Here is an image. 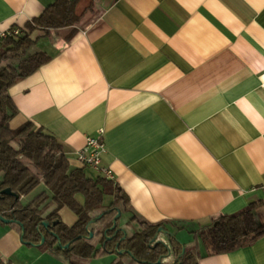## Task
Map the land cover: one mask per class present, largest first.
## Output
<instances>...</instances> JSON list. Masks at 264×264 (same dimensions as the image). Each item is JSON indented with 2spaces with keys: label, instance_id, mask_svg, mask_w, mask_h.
Masks as SVG:
<instances>
[{
  "label": "crops",
  "instance_id": "obj_1",
  "mask_svg": "<svg viewBox=\"0 0 264 264\" xmlns=\"http://www.w3.org/2000/svg\"><path fill=\"white\" fill-rule=\"evenodd\" d=\"M55 1L0 0V31ZM81 1L77 24L33 33L50 58L9 87L18 111L9 127L30 121L51 133L71 167H83L76 152L102 131L108 179L192 254L181 264H264V236L213 255L194 236L264 199V0H86L78 11ZM58 215L66 226L77 219L67 207ZM127 218L119 226L129 235ZM107 254L114 264L156 263L114 251L85 264ZM0 264L67 262L0 221Z\"/></svg>",
  "mask_w": 264,
  "mask_h": 264
},
{
  "label": "trees",
  "instance_id": "obj_2",
  "mask_svg": "<svg viewBox=\"0 0 264 264\" xmlns=\"http://www.w3.org/2000/svg\"><path fill=\"white\" fill-rule=\"evenodd\" d=\"M77 2L56 0L23 27H17L18 33L0 40V191L8 188L17 196L0 193V214L14 220L9 224L17 226L19 231L21 227L16 222L21 224L25 243H38L43 235L42 246L59 254L67 264H85L91 257L114 252L117 243L118 250L129 251L134 262H155L173 254L178 257L182 250L179 258H191L192 254L173 236L163 239L170 255H166L167 250L161 243L154 245L159 232L151 242L153 236L159 227L165 229V225L148 222L131 210L128 197L111 179L100 174L87 175L84 165L71 167L61 144L51 133L30 121L14 129L9 127V121L18 112L8 93L9 87L50 58L37 45L33 33L47 34L50 30L77 24L80 18L75 12ZM37 188L38 192L29 201L19 200ZM50 205L53 207L46 212ZM62 207H67L77 217L73 225L66 226L59 220L58 210ZM118 210L120 217L116 227L110 229ZM100 214L96 222L89 224L93 235L88 237L87 223ZM123 214L128 215L125 226L130 222L138 226L129 235L119 226ZM260 214L264 215V199L251 202L235 213L211 218L194 235L205 248L203 254L229 252L264 236ZM41 221H47L48 227L39 225ZM119 227L126 232L123 240L121 232L114 235ZM50 232L59 237L61 245L68 244V247L61 248Z\"/></svg>",
  "mask_w": 264,
  "mask_h": 264
},
{
  "label": "water",
  "instance_id": "obj_3",
  "mask_svg": "<svg viewBox=\"0 0 264 264\" xmlns=\"http://www.w3.org/2000/svg\"><path fill=\"white\" fill-rule=\"evenodd\" d=\"M0 193H1V194H6V195H12V196H15V197L17 198L16 194H14L13 192H11L8 188L2 189V190L0 191ZM100 216H101V214H100V215H97V216H95V217H93V218L90 219L89 222L87 223L85 229H86V231H87V233H88V237H91V236L93 235L92 230L88 229L89 224L96 222V221L100 218ZM119 217H120V211L118 210L117 213H116V215L114 216V218H113V220H112V226H111L110 229H114V228L116 227V221H117V219H118ZM0 221L3 222V223H6V224H8V223H10V222H15V221L12 220V219H8V218L3 217L1 214H0ZM16 223H17L18 225H20V227H21L20 237H21V239H23L24 229L22 228V226H21L20 223H18V222H16ZM39 225H43L45 228H47L48 225H49V223H48L47 221H41V222L39 223ZM39 225L37 226V229H38ZM118 231L122 233V236H121L120 239L123 240V239L125 238V236H126V232H125V230H124L123 228H117V229H115L114 235H115ZM158 232L161 233V234H163V235H168V236L170 235V236H171V234H170L169 232H167L164 228L159 227L158 230H157V233H155V235L153 236L151 242L154 241V240H156V237H157ZM50 235H52V237L55 238L57 244L60 245L61 248H67V247H68V244L61 245V241H60L59 237H58L54 232H50ZM114 235H113V236H114ZM77 238H80V236H78ZM107 238L110 239L111 237L109 236V237H107ZM44 241H45V237L42 235L41 238H40V241H39L37 244H34V243H29V244L34 245V246H36V245H42V244L44 243ZM159 243H161L162 245L165 246V248H166V250H167L166 255H169V254H170V249L167 247V245H166L162 240L157 239V240L155 241L154 245H157V244H159ZM115 251H116L118 254L127 253L128 255H132L129 251H126V250H118V243H117L116 246H115ZM182 254H183V250H182L181 253L178 255V257L176 258L175 262L178 261L179 257H180ZM160 262H161V261H160V258H159V259L156 261L155 264H160ZM172 264H174V262H173ZM178 264H181V262L178 261Z\"/></svg>",
  "mask_w": 264,
  "mask_h": 264
},
{
  "label": "built area",
  "instance_id": "obj_4",
  "mask_svg": "<svg viewBox=\"0 0 264 264\" xmlns=\"http://www.w3.org/2000/svg\"><path fill=\"white\" fill-rule=\"evenodd\" d=\"M18 32V28L0 31V40L7 35L16 34ZM101 135L102 131H99V135L97 136H87L85 138L83 147L76 152V159L82 165L87 166L98 173H101L104 175V177L111 178L110 170L101 166V154L105 150Z\"/></svg>",
  "mask_w": 264,
  "mask_h": 264
},
{
  "label": "rangeland",
  "instance_id": "obj_5",
  "mask_svg": "<svg viewBox=\"0 0 264 264\" xmlns=\"http://www.w3.org/2000/svg\"><path fill=\"white\" fill-rule=\"evenodd\" d=\"M89 2L86 0H82L81 2H79L78 4V8L77 10L80 11V9L84 6H88ZM87 10L89 11V7L87 8ZM87 15H89V13L87 12ZM45 38H39L38 40H40L41 42L44 40ZM85 172L87 175L89 176H96V172L94 170H91V168L86 167ZM40 187H43L42 185ZM38 191V189H36L35 191H33L29 196H27L25 199L28 200L29 198H31L34 194H36V192ZM259 219L260 221H264V215L260 214L259 215ZM138 228L137 224L132 223L131 226L128 228V232H133L134 230H136ZM160 237H161V233H159ZM116 255V254H115ZM114 254H107L103 257H108V258H104V260L100 259L98 260L99 262L97 264H114L111 262V256H114ZM130 256V255H129Z\"/></svg>",
  "mask_w": 264,
  "mask_h": 264
}]
</instances>
